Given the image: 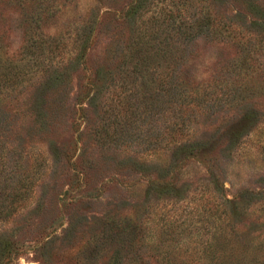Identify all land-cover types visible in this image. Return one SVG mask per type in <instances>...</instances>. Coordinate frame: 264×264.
<instances>
[{
	"label": "rangeland",
	"instance_id": "rangeland-1",
	"mask_svg": "<svg viewBox=\"0 0 264 264\" xmlns=\"http://www.w3.org/2000/svg\"><path fill=\"white\" fill-rule=\"evenodd\" d=\"M190 1L155 0L143 19L155 16L173 36L180 23L168 15L184 2L190 12L213 5ZM216 2L231 17L245 6ZM131 3L138 0H0V61L22 75L12 86L0 67V107L4 124L20 132L7 157L27 196L2 222L0 256L14 264H264V31L236 29L247 44L256 32L250 52L201 36L173 74L158 67L143 83L125 74L119 48L132 33L124 16ZM93 19L87 51L77 50ZM70 58L69 79L55 94L46 88L41 129L28 112L36 89L48 87L42 66ZM179 84L183 95H175ZM180 112L205 146H166L179 135L166 126Z\"/></svg>",
	"mask_w": 264,
	"mask_h": 264
},
{
	"label": "trees",
	"instance_id": "trees-1",
	"mask_svg": "<svg viewBox=\"0 0 264 264\" xmlns=\"http://www.w3.org/2000/svg\"><path fill=\"white\" fill-rule=\"evenodd\" d=\"M216 1L217 0H212V4L216 5ZM229 1L232 0H219L220 3H223V5L227 7H229ZM239 1L245 6H239L240 8L237 7L236 14H234L232 17L225 11L224 13L219 12L216 8L213 7V5L210 6V4H208L209 6L207 5L209 9H206V11L204 12H190L185 8L186 2H184V4L178 9L181 13L178 12V14L176 15H168L170 19L174 21L178 20L180 23V25L174 29L175 33L173 36H171L168 31H165V29L161 27L157 28V26L155 25V22L157 20L155 16L152 15L148 20L143 19V15L150 10V7L155 2V0H138L137 4L131 3L124 16H126L125 19L129 23H132V33L127 43L122 46L119 44V48L123 47L122 49L126 50L125 74H128L130 78H134L135 80L139 79L143 83L146 82L148 74H150L151 72L152 75L155 74L158 67H166V71H171V73L173 74V72H175L173 71L175 68L177 70L178 67L187 62L189 53L191 51L189 48L191 43H193L194 40L201 36H204L211 41L229 44L237 49L239 48L240 50L245 48V51L250 52V47L254 43H252V41L257 40L255 38L257 35L256 32H254L255 34H251L250 37L253 38L249 40V44L251 43L249 45L247 44V42H243L239 36H236V29L239 27H243L244 24V28L250 25L251 28H255L258 31L260 30V32L264 31V0ZM189 3L193 4L194 2L191 0ZM183 7L185 8V11L190 13V15L182 12ZM247 20L249 21V24L245 23ZM94 21L95 20L93 19V22L85 23L82 30L78 33L76 38L77 47H75L77 48V50H79L82 46L84 47L82 48V50L87 51L91 42V38L94 36ZM147 23L152 24L151 30H149L150 28L146 26ZM257 41L262 43L261 45L264 49V34ZM39 46L41 47V45ZM121 51L122 53L124 52L123 50ZM33 52H35V50H33ZM84 54H82V58H84ZM73 61V58H70L69 60L61 59L58 61V64L50 63L48 64V66H42V78L45 80L44 84H47L48 87H40V89H36V94L34 96L35 104L29 107L28 112L29 117H32L34 115L33 118H35V120L31 121H33L35 124L40 125L41 129L42 126L46 127L49 124L47 120L49 96L48 90H50L51 94H55V92H58L62 83L70 77V68L68 67L73 66L72 71L75 70V65H77V63L74 64ZM239 61L240 60H238V62ZM0 62L1 68H7L6 70L8 71V73L6 74L7 76L5 79L8 80V83H10L12 86L18 83L20 77L22 76L19 70H17V68H15L14 65L9 63L8 61L4 62L1 60ZM238 62L235 64V66L238 64ZM96 71L97 78H100V76H102L100 74L101 69L98 68L96 69ZM107 72H109V75L111 77L110 71ZM178 72H176L175 79L177 82L179 81ZM9 74L10 77L8 76ZM238 79L239 78H237L235 81L237 82ZM162 83L165 85L167 82L165 81V79H163ZM170 84H172V82ZM46 88L48 90H46ZM57 88L58 90H55ZM174 90L175 95L184 94L182 93L180 84L179 86L177 85L176 89L174 85ZM186 95L187 94H185V96ZM9 97H11L10 99L13 100L17 99L18 96L14 93L10 96L6 94V99H9ZM4 99V97H0L1 104L5 102ZM176 104L180 108L183 105V102L178 100ZM4 108L5 107L1 105L0 128H2L1 130L8 136H12L13 138L12 140L11 137L5 139L3 138V140L0 138V231L3 225L2 222L7 221V218H11L15 213H17V211H19V207L21 205L19 206V204L16 203L27 199V196H24L26 192L19 193L18 187L15 185V179L18 174L17 167L15 168L11 163L12 161L7 157L8 154L17 150L18 147L13 144V141L18 137L20 132H18L12 126L13 121L9 120L4 124V122L7 121L6 116H8L4 114ZM22 114H24V116L27 115L24 112ZM17 115L18 112L16 111V116ZM189 117L184 116V114L180 112L178 114V120L169 122L170 124L166 126L167 129H169L170 132L174 129L178 131L179 135L171 137L166 143V146L173 140L174 142L172 145H174V148L177 151L192 147V142H194L197 148H201L202 146L206 145L204 140L198 141L191 139V136H194L198 130L196 131V127L194 128L191 122L188 121ZM236 139H240V137L237 136V132H234L230 142H233L235 145V142L237 141ZM136 162L137 161H133L131 159L130 162L127 163L131 164V166L134 165L136 168H138L139 166L142 167L141 162L135 164ZM163 182L167 181L160 180L158 184H162ZM151 186L152 185H150L149 187ZM2 244L3 239L2 235H0V255L3 250ZM6 246H8L7 243L4 244V248ZM0 264H14V262L11 259L4 261L0 256Z\"/></svg>",
	"mask_w": 264,
	"mask_h": 264
}]
</instances>
